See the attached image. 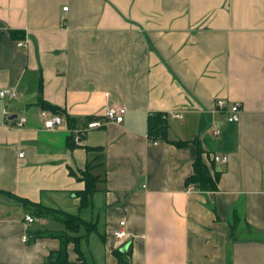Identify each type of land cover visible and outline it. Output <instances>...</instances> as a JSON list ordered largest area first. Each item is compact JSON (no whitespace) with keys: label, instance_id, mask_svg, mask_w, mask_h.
<instances>
[{"label":"crops","instance_id":"1","mask_svg":"<svg viewBox=\"0 0 264 264\" xmlns=\"http://www.w3.org/2000/svg\"><path fill=\"white\" fill-rule=\"evenodd\" d=\"M7 87L19 97H0V264L56 261L59 238L24 235L65 229V213L96 223L78 231L85 262L70 242L68 264H264V0H0ZM110 104L126 108L122 122L107 120ZM154 112L168 139L149 138ZM199 149L221 171L217 190L187 186Z\"/></svg>","mask_w":264,"mask_h":264},{"label":"trees","instance_id":"2","mask_svg":"<svg viewBox=\"0 0 264 264\" xmlns=\"http://www.w3.org/2000/svg\"><path fill=\"white\" fill-rule=\"evenodd\" d=\"M14 36H17V31H12ZM43 108L59 112V107L53 106L45 101H40ZM148 136L151 140L168 139L166 129H167V115L162 112H154L149 116L148 121ZM72 138V145H75V138ZM176 144H183L182 141L173 140ZM87 148H91L88 146ZM202 149H199L198 157L194 162V172L187 179V186H193L202 190H217L218 181L221 176V171L214 170V163H212V168L203 160ZM92 165L89 162L84 169H80V175L78 178L85 181V188L78 191L77 194L81 197V206L85 207L89 205L91 194L95 189L96 176L91 171ZM72 174L78 176V173L71 170ZM25 203L31 204L35 207V213L39 217L54 216L55 211L41 203L32 202L29 199L22 198ZM235 215L237 216V209H234ZM63 221L65 223V229L48 231L43 230L39 232L29 230L27 232V240L36 239L42 236H52L57 237L61 240V247L58 249V256L56 261H52V264H68V244L72 242L74 244V250L78 254V258L85 262V253L81 247L82 236L78 233L82 224L92 229L96 227V223L93 221H87L79 215H74L71 213L63 214ZM237 225L233 223V230ZM122 245L117 246L113 249V253L119 258V260H124L125 256L129 253V248L126 252L121 250ZM54 252L51 254L50 258L53 257Z\"/></svg>","mask_w":264,"mask_h":264},{"label":"built area","instance_id":"3","mask_svg":"<svg viewBox=\"0 0 264 264\" xmlns=\"http://www.w3.org/2000/svg\"><path fill=\"white\" fill-rule=\"evenodd\" d=\"M65 9H67V7H64ZM19 45H23L25 43L24 40H19ZM0 97L1 98H9V99H15L19 97V92L14 89V88H2L0 89ZM226 101L224 99H219L217 101V107L222 109L225 107ZM241 110H242V105L241 102L239 101H235L233 103H231V105L228 107V120L229 121H239L240 120V116H241ZM4 113L6 115H10V111L8 110V108L4 109ZM126 113V108L124 106L121 105H113L110 104L106 107L105 109V116L107 118L108 121H114V122H122L124 119V115ZM43 115H47V111H43ZM27 121V117L22 116L17 120L16 125L18 127H23L25 125ZM103 125V122L100 120H94L89 122L88 127L89 128H94V127H99ZM45 127L48 129H54L56 127V122L53 118H47L45 120ZM215 133H218V129H215ZM20 156L24 155V152L21 151L19 153ZM26 221L28 223H32L35 220V217L31 214H27L25 217ZM121 228L116 230L114 235L115 237L122 242L125 237L127 236V231L126 229L123 228V225L125 224V221H121ZM28 235L25 234L24 235V239L27 240Z\"/></svg>","mask_w":264,"mask_h":264},{"label":"water","instance_id":"4","mask_svg":"<svg viewBox=\"0 0 264 264\" xmlns=\"http://www.w3.org/2000/svg\"><path fill=\"white\" fill-rule=\"evenodd\" d=\"M55 121H56V123H59V122H60V119H59V118H56ZM128 248H129V243H126L125 245H123V246L121 247V250H122L123 252H126V251L128 250ZM56 256H58V253H56ZM54 260H55V259H54Z\"/></svg>","mask_w":264,"mask_h":264},{"label":"rangeland","instance_id":"5","mask_svg":"<svg viewBox=\"0 0 264 264\" xmlns=\"http://www.w3.org/2000/svg\"><path fill=\"white\" fill-rule=\"evenodd\" d=\"M50 222L53 224V223H59V222H57V221H54L53 219L52 220H50Z\"/></svg>","mask_w":264,"mask_h":264}]
</instances>
